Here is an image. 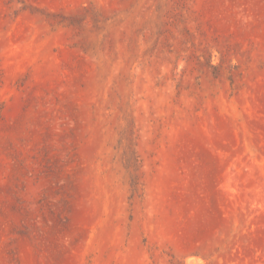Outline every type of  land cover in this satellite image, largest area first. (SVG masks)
I'll return each mask as SVG.
<instances>
[{"label": "rangeland", "instance_id": "obj_1", "mask_svg": "<svg viewBox=\"0 0 264 264\" xmlns=\"http://www.w3.org/2000/svg\"><path fill=\"white\" fill-rule=\"evenodd\" d=\"M0 264H264V0H0Z\"/></svg>", "mask_w": 264, "mask_h": 264}]
</instances>
